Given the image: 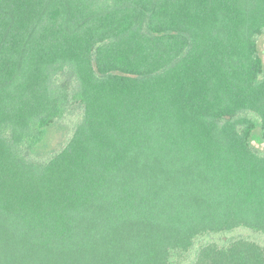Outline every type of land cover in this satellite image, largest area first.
I'll return each instance as SVG.
<instances>
[{"label": "trees", "instance_id": "1", "mask_svg": "<svg viewBox=\"0 0 264 264\" xmlns=\"http://www.w3.org/2000/svg\"><path fill=\"white\" fill-rule=\"evenodd\" d=\"M263 33L264 0H0V264H264L192 256L264 235Z\"/></svg>", "mask_w": 264, "mask_h": 264}, {"label": "rangeland", "instance_id": "2", "mask_svg": "<svg viewBox=\"0 0 264 264\" xmlns=\"http://www.w3.org/2000/svg\"><path fill=\"white\" fill-rule=\"evenodd\" d=\"M258 48H259V54L264 62V33L258 38ZM79 117H80L79 115L70 117L69 119H67L62 123H57L51 126L47 131V135L43 145H41L40 148H38L40 154L47 155L49 152L62 147V145H64L67 142L71 134V126H73V123ZM260 135H261V131L260 128L258 127L253 132L251 144L255 149L264 153V141L261 140ZM241 237L249 239L250 241H255L261 244L262 246H264L263 234L255 233L246 228H238L221 234H210L207 235L206 237H202L198 239L195 249H193L192 256L194 257L196 248H198L202 244H206L210 241H215L218 244L223 245L224 243H227L231 239H236ZM182 264H189V261L188 262L185 261Z\"/></svg>", "mask_w": 264, "mask_h": 264}]
</instances>
